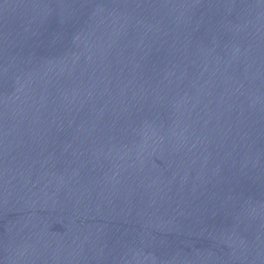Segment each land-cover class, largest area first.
<instances>
[{
  "label": "water",
  "instance_id": "water-1",
  "mask_svg": "<svg viewBox=\"0 0 264 264\" xmlns=\"http://www.w3.org/2000/svg\"><path fill=\"white\" fill-rule=\"evenodd\" d=\"M0 264H264V0H0Z\"/></svg>",
  "mask_w": 264,
  "mask_h": 264
}]
</instances>
